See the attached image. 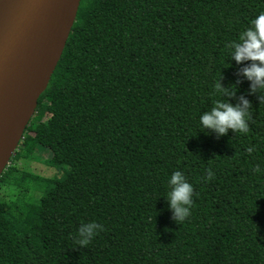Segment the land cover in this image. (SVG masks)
<instances>
[{
  "label": "trees",
  "instance_id": "1",
  "mask_svg": "<svg viewBox=\"0 0 264 264\" xmlns=\"http://www.w3.org/2000/svg\"><path fill=\"white\" fill-rule=\"evenodd\" d=\"M261 11L264 0H81L10 160L46 148L59 176L6 167L0 264H264V90L227 47ZM241 98L247 133L200 127L217 100ZM177 170L193 186L182 222L167 198ZM88 221L103 231L83 248Z\"/></svg>",
  "mask_w": 264,
  "mask_h": 264
},
{
  "label": "water",
  "instance_id": "2",
  "mask_svg": "<svg viewBox=\"0 0 264 264\" xmlns=\"http://www.w3.org/2000/svg\"><path fill=\"white\" fill-rule=\"evenodd\" d=\"M81 0H0V177L62 55Z\"/></svg>",
  "mask_w": 264,
  "mask_h": 264
},
{
  "label": "clouds",
  "instance_id": "3",
  "mask_svg": "<svg viewBox=\"0 0 264 264\" xmlns=\"http://www.w3.org/2000/svg\"><path fill=\"white\" fill-rule=\"evenodd\" d=\"M232 58L239 64L249 61L248 66L242 69V75L250 81L252 91L264 90V11L259 12L251 21V24L239 34L237 41H230L227 45ZM215 91L231 96L233 93L223 89L218 83ZM249 101L241 98L238 105L217 100L210 111L199 116V125L202 128L214 130L218 134H224L231 129L235 133H247L249 118ZM245 152L252 154L256 146H246ZM262 170L257 165L253 172L260 173ZM209 171L205 179H211ZM169 191L168 203L173 212L176 222H182L190 215L192 207L193 186L181 171H173L168 178ZM103 231V226L94 221L81 223L77 229L76 245L86 247L92 239Z\"/></svg>",
  "mask_w": 264,
  "mask_h": 264
},
{
  "label": "rangeland",
  "instance_id": "4",
  "mask_svg": "<svg viewBox=\"0 0 264 264\" xmlns=\"http://www.w3.org/2000/svg\"><path fill=\"white\" fill-rule=\"evenodd\" d=\"M49 157H50V152L46 148L37 147L34 150V154L31 159L17 162L15 164L9 163V165H15L16 167L22 169L24 168L26 171L44 178H51L54 175L59 176L55 168L50 167L48 164H44V161ZM0 198L7 200L6 192L4 189H1V187H0Z\"/></svg>",
  "mask_w": 264,
  "mask_h": 264
}]
</instances>
